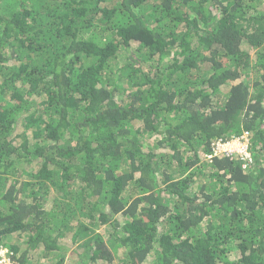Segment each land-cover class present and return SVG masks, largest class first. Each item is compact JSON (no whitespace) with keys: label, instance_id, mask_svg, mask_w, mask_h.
Returning <instances> with one entry per match:
<instances>
[{"label":"trees","instance_id":"obj_1","mask_svg":"<svg viewBox=\"0 0 264 264\" xmlns=\"http://www.w3.org/2000/svg\"><path fill=\"white\" fill-rule=\"evenodd\" d=\"M2 251L264 264V0H0Z\"/></svg>","mask_w":264,"mask_h":264},{"label":"built area","instance_id":"obj_2","mask_svg":"<svg viewBox=\"0 0 264 264\" xmlns=\"http://www.w3.org/2000/svg\"><path fill=\"white\" fill-rule=\"evenodd\" d=\"M250 141H251V136L250 133L246 132L240 137H233L232 139L223 142L222 140H219L216 142L214 145V156H219L222 154L225 155H235V156H240V159L244 162L243 166L246 167L248 162L251 160V153H250ZM237 143V148L235 149H230V151L223 150L222 147L226 144H231V143ZM228 144V145H229ZM234 151H237L235 153ZM212 156H209L211 158ZM248 160V161H247ZM247 161V162H246ZM6 252L2 251L1 252V258H0V264H6L7 262H10V260L5 256Z\"/></svg>","mask_w":264,"mask_h":264},{"label":"rangeland","instance_id":"obj_3","mask_svg":"<svg viewBox=\"0 0 264 264\" xmlns=\"http://www.w3.org/2000/svg\"><path fill=\"white\" fill-rule=\"evenodd\" d=\"M151 143V141H149V143L148 144H150ZM229 144V143H228ZM226 144V145H224L223 147H222V149L223 150H226V151H230V149H235L236 150V148H237V143L235 142V143H231V144ZM235 153H237V151H234ZM204 179L203 178H200L198 181H197V184H196V187H198V184L201 182V181H203ZM103 229V228H102ZM99 230H101V228L99 229ZM66 242H67V244H68V246H70V248H71V251L69 252V255L71 256L72 255V250H74L77 246L76 245H73L72 243H71V238H67L66 240H65ZM6 264H10L9 262H7ZM12 264V263H11ZM68 264H74L73 262H72V260L71 261H68Z\"/></svg>","mask_w":264,"mask_h":264}]
</instances>
